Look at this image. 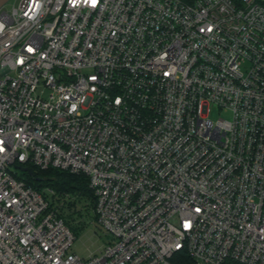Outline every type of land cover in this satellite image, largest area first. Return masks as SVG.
Listing matches in <instances>:
<instances>
[{
    "label": "built area",
    "instance_id": "2783aa9c",
    "mask_svg": "<svg viewBox=\"0 0 264 264\" xmlns=\"http://www.w3.org/2000/svg\"><path fill=\"white\" fill-rule=\"evenodd\" d=\"M4 7L0 264H264V0ZM18 166L85 175L109 243Z\"/></svg>",
    "mask_w": 264,
    "mask_h": 264
},
{
    "label": "rangeland",
    "instance_id": "374dc122",
    "mask_svg": "<svg viewBox=\"0 0 264 264\" xmlns=\"http://www.w3.org/2000/svg\"><path fill=\"white\" fill-rule=\"evenodd\" d=\"M21 0H9L5 4L6 10H11L15 6H19ZM51 89L40 85L37 93L44 98H48L51 94ZM211 117L218 119L223 117L226 119L232 118L231 111L219 110L217 105L211 107ZM23 178H27L24 172H20ZM80 196V194H78ZM75 193L72 197V201H67V222L74 230L77 238L74 242L73 249L82 257H88L91 254L98 252L107 243H109L110 237L105 230L98 224L97 217L94 211L95 204L92 199H86V197H78Z\"/></svg>",
    "mask_w": 264,
    "mask_h": 264
},
{
    "label": "trees",
    "instance_id": "16d2710c",
    "mask_svg": "<svg viewBox=\"0 0 264 264\" xmlns=\"http://www.w3.org/2000/svg\"><path fill=\"white\" fill-rule=\"evenodd\" d=\"M184 1L190 2L193 0H184ZM24 173L27 176L26 180L29 183V185L35 188L51 186L56 190H58L59 192L69 195V200H66V202L67 201L71 202L72 201L71 198L76 193L77 195L80 194L82 198L83 197H86V199L91 198L92 202L95 203L94 193L89 188V180L85 175L73 174V173L63 172L53 169L41 171V170H36L35 168H34V173H35L34 176L30 175L28 172H24ZM21 176L23 177L22 174ZM38 178H42V180H38ZM80 196L78 195V197ZM65 219L67 221L66 216ZM225 264H240V263L234 261H228Z\"/></svg>",
    "mask_w": 264,
    "mask_h": 264
},
{
    "label": "water",
    "instance_id": "95a60500",
    "mask_svg": "<svg viewBox=\"0 0 264 264\" xmlns=\"http://www.w3.org/2000/svg\"><path fill=\"white\" fill-rule=\"evenodd\" d=\"M8 1L9 0H0V8L3 7ZM18 169H20L23 172H28L32 176L35 175L31 167L18 166ZM38 180H42V178H38Z\"/></svg>",
    "mask_w": 264,
    "mask_h": 264
},
{
    "label": "snow or ice",
    "instance_id": "6c2138e0",
    "mask_svg": "<svg viewBox=\"0 0 264 264\" xmlns=\"http://www.w3.org/2000/svg\"><path fill=\"white\" fill-rule=\"evenodd\" d=\"M92 3H93V5H95V3H96V0H92Z\"/></svg>",
    "mask_w": 264,
    "mask_h": 264
},
{
    "label": "clouds",
    "instance_id": "9594fccd",
    "mask_svg": "<svg viewBox=\"0 0 264 264\" xmlns=\"http://www.w3.org/2000/svg\"><path fill=\"white\" fill-rule=\"evenodd\" d=\"M93 6H95V5H93Z\"/></svg>",
    "mask_w": 264,
    "mask_h": 264
}]
</instances>
